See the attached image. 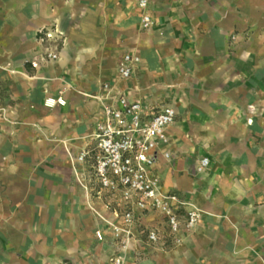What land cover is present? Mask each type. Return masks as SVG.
<instances>
[{
  "label": "crops",
  "instance_id": "crops-1",
  "mask_svg": "<svg viewBox=\"0 0 264 264\" xmlns=\"http://www.w3.org/2000/svg\"><path fill=\"white\" fill-rule=\"evenodd\" d=\"M149 9L143 29L133 0H0V264L109 263L114 240L95 212L114 218L109 196L75 159L103 118L104 82L149 114L176 109L154 169L202 212L181 245H135L126 264H264V0ZM44 26L64 32L55 60ZM128 52L140 62L121 79ZM154 226L168 233L156 213L138 232Z\"/></svg>",
  "mask_w": 264,
  "mask_h": 264
},
{
  "label": "built area",
  "instance_id": "built-area-1",
  "mask_svg": "<svg viewBox=\"0 0 264 264\" xmlns=\"http://www.w3.org/2000/svg\"><path fill=\"white\" fill-rule=\"evenodd\" d=\"M141 11V27L149 29L153 23L150 0H133ZM38 41L44 45L43 57L58 58L57 43L64 32L55 26H44L38 30ZM140 57L125 53L118 61L117 70L121 79L129 78ZM38 67L37 60L31 61ZM103 106V118L92 135V145L82 150L77 161L92 163L94 178L100 185L99 193L109 196L107 206L114 218H108L95 210L112 233L115 250L108 264H126L135 245L154 246L169 241L178 246L185 236L194 231L201 218V210L177 190H165L161 177L154 166L158 148L168 142L166 129L174 123L177 111L164 105L152 113L138 100H130L117 86L109 82L101 85V93L94 95ZM48 105L63 104L64 100L48 99ZM5 108L0 106V115ZM169 157V153L165 152ZM209 158L203 157L198 169H206ZM149 213L159 215L168 229L145 228L146 237L140 234L141 221ZM97 236L102 239L100 232ZM63 264H74L65 261Z\"/></svg>",
  "mask_w": 264,
  "mask_h": 264
},
{
  "label": "rangeland",
  "instance_id": "rangeland-1",
  "mask_svg": "<svg viewBox=\"0 0 264 264\" xmlns=\"http://www.w3.org/2000/svg\"><path fill=\"white\" fill-rule=\"evenodd\" d=\"M198 167H199V165H198ZM197 171H198V172H202V171H204V170L200 171V170L197 168ZM191 202H192V201H191ZM201 214H202V212H201Z\"/></svg>",
  "mask_w": 264,
  "mask_h": 264
},
{
  "label": "bare ground",
  "instance_id": "bare-ground-1",
  "mask_svg": "<svg viewBox=\"0 0 264 264\" xmlns=\"http://www.w3.org/2000/svg\"><path fill=\"white\" fill-rule=\"evenodd\" d=\"M169 126H170V125H169ZM169 126H168L167 129H166V133H168L167 131H168Z\"/></svg>",
  "mask_w": 264,
  "mask_h": 264
}]
</instances>
